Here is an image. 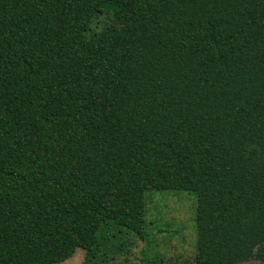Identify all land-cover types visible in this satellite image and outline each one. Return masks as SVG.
<instances>
[{"label": "trees", "instance_id": "1", "mask_svg": "<svg viewBox=\"0 0 264 264\" xmlns=\"http://www.w3.org/2000/svg\"><path fill=\"white\" fill-rule=\"evenodd\" d=\"M149 189L264 263V0H0V264H123Z\"/></svg>", "mask_w": 264, "mask_h": 264}, {"label": "rangeland", "instance_id": "2", "mask_svg": "<svg viewBox=\"0 0 264 264\" xmlns=\"http://www.w3.org/2000/svg\"><path fill=\"white\" fill-rule=\"evenodd\" d=\"M196 195L193 192L170 189L146 191V236L144 240L127 229L120 232L136 242L130 247L127 261L123 264H145L141 262L143 247L147 244L145 260L160 257L165 264H185L184 260L193 257L195 252V208ZM84 250L77 248L75 253L59 264H83ZM123 259V258H122ZM112 264V263H111ZM113 264H118L114 262ZM237 264H264L252 258Z\"/></svg>", "mask_w": 264, "mask_h": 264}]
</instances>
